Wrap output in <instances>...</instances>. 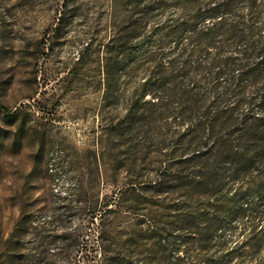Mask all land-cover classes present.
<instances>
[{
    "label": "rangeland",
    "instance_id": "rangeland-1",
    "mask_svg": "<svg viewBox=\"0 0 264 264\" xmlns=\"http://www.w3.org/2000/svg\"><path fill=\"white\" fill-rule=\"evenodd\" d=\"M184 2H145L153 9L146 33L122 53L117 39L138 16L134 0H0V264H106L109 255L112 264H188L185 246L172 256L168 240L146 237L166 230L178 199L150 186L165 164L184 166L179 155L199 131L189 113L202 110H185L176 93L168 108L176 114L160 116L150 94L139 98L160 67L152 31L184 18ZM252 4L234 16L246 20ZM263 34L253 44L262 46ZM247 43L221 54L236 56ZM207 75L197 65L189 73L204 87ZM233 223L231 238H241L243 221ZM190 253L198 264L201 251Z\"/></svg>",
    "mask_w": 264,
    "mask_h": 264
},
{
    "label": "trees",
    "instance_id": "trees-1",
    "mask_svg": "<svg viewBox=\"0 0 264 264\" xmlns=\"http://www.w3.org/2000/svg\"><path fill=\"white\" fill-rule=\"evenodd\" d=\"M134 1L138 16L117 39L122 53L128 43L145 35V24L153 14V9L143 6L148 0ZM184 1V18L157 25L152 31L158 36L152 46L160 67L144 81L139 98L150 94L149 102L162 111L160 116H172L175 109L168 108L180 101L175 98L178 93L189 104L185 110L191 104L202 110L200 115L189 113L196 115L189 119L195 120L199 131L179 155L177 163L187 167L165 164L162 175L151 184L156 194L168 193L178 199L170 203L166 230L153 227L146 237H155L156 243L168 240L172 256L185 246L186 254L180 260L188 264L193 263L190 251L194 248L202 253L198 264H264V44L251 41L264 30L256 10L258 2ZM248 1L255 8L248 6L246 20L243 14L235 17L234 12ZM232 17L234 22H230ZM259 40L264 42V34ZM164 41L168 52L160 44ZM241 42L249 43L236 56L221 54L226 46ZM194 65L207 72L206 87L190 79ZM255 85L259 91L250 94L248 89ZM225 125L232 130L222 132ZM188 167L193 168L188 171ZM234 221H243L241 238H231L238 227ZM214 247L219 253L215 258L209 255ZM104 259L106 264L117 260L112 255ZM21 262L20 258L9 259V264Z\"/></svg>",
    "mask_w": 264,
    "mask_h": 264
}]
</instances>
